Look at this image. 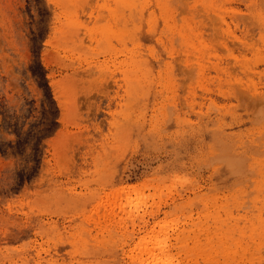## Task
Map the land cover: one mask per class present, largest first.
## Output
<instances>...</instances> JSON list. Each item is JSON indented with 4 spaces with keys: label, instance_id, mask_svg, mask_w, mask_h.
I'll return each instance as SVG.
<instances>
[{
    "label": "rangeland",
    "instance_id": "374dc122",
    "mask_svg": "<svg viewBox=\"0 0 264 264\" xmlns=\"http://www.w3.org/2000/svg\"><path fill=\"white\" fill-rule=\"evenodd\" d=\"M0 264H264V0H0Z\"/></svg>",
    "mask_w": 264,
    "mask_h": 264
},
{
    "label": "bare ground",
    "instance_id": "6f19581e",
    "mask_svg": "<svg viewBox=\"0 0 264 264\" xmlns=\"http://www.w3.org/2000/svg\"><path fill=\"white\" fill-rule=\"evenodd\" d=\"M237 94H239V93H237ZM239 96H240V95H239ZM242 96H243V95H242ZM242 96H241V97H242ZM241 97H240V98H241Z\"/></svg>",
    "mask_w": 264,
    "mask_h": 264
}]
</instances>
